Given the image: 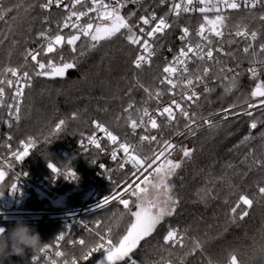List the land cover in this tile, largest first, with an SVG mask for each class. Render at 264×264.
Listing matches in <instances>:
<instances>
[{
	"label": "trees",
	"instance_id": "16d2710c",
	"mask_svg": "<svg viewBox=\"0 0 264 264\" xmlns=\"http://www.w3.org/2000/svg\"><path fill=\"white\" fill-rule=\"evenodd\" d=\"M45 3L47 0L0 1L3 15L0 19V81H3L0 88L6 95L11 92L12 86L9 87L7 81H13L16 76L6 72L8 68H16L18 73L27 72L30 77L27 84L31 85L24 90L19 120L15 119L14 107L9 116L8 105H14L15 101H10L6 95L0 97V171L5 173L0 180V192L7 194L15 176L22 175L23 185L29 186L24 189L21 207L51 211L83 205L85 191L95 184L102 185L104 194H109L131 180L135 169L130 163L125 169L117 167V163L111 161L107 141L101 145L104 151L95 147L82 153L80 141L94 132V122L104 125L120 140L137 142L135 152L141 157L153 158L164 147L165 140L173 141L178 146L170 157L178 155L182 161L171 183V194L179 201L178 206L173 215L166 217L150 236L139 242L130 254L132 259L137 264H209V261L229 264L230 256L235 254L241 264H264L260 253L264 247V195L259 192V188L264 187V165L255 163L264 161V107L251 112V116L239 108L228 119L211 118L215 122L211 125L199 122L224 109L252 101V90L264 80V66L257 69L256 78L243 71L229 83L213 85L196 103L184 108L190 115L194 114L192 120L199 122L195 126L189 128L192 120L185 119L178 110L173 112L175 120L170 122L167 114L159 116L157 129L144 127L136 136L130 119L138 122L145 108L156 107L170 98L169 87L161 83L167 63L165 47L189 22L199 26L203 17L172 18V29L168 37L162 39L152 65L137 68L134 61L140 47L128 41L126 29L95 49L89 48L91 41L82 35L76 43V52L65 42L63 46L55 45L53 53H46L47 45L42 43L41 33L51 36L61 33L67 38L77 31L62 29L69 10L47 12L40 7ZM261 16H264V7L230 13L224 44L234 60L250 44V36L235 35L244 27L249 33H257L247 59L264 60V53L260 51V45L264 44ZM126 17L129 16L126 14ZM129 22L135 29L134 23ZM29 52L39 53L40 62L51 60L56 65H60L63 58V62H73L76 69L65 79L38 76V65ZM80 52L85 55L81 56ZM226 88L231 90L226 91ZM61 120L65 123L62 130L56 132ZM253 122L257 123L255 129L250 127ZM183 131L190 135L184 141L183 135L178 136ZM142 135H154L157 140L141 142ZM32 139L30 152L19 163L13 153ZM185 147L192 150L190 158L183 157L181 149ZM49 163L61 170L67 165L78 179L54 174ZM108 174L111 178L105 181ZM241 195L248 196L253 204L248 208L241 203L233 222L231 209ZM123 198L131 197L126 194ZM130 207L133 211V204ZM3 210L0 197V213ZM245 210L248 215L240 220L239 215ZM133 220L128 210L116 201L84 216L74 237L68 235L67 222L45 220L28 224L39 232L44 245L55 244L61 235L65 237L61 246L65 255L60 264L65 261L71 264L74 258L78 264H108L105 249L109 241L118 245ZM0 225L6 232L10 230L8 223ZM170 229L178 231L177 239L182 238L183 246L165 243L164 237ZM80 239L85 240V246L72 243ZM3 240L4 235H0V242ZM196 242L201 248L196 249ZM97 244L103 247L84 260L83 255ZM34 257L35 252L31 250L19 256L11 255L6 248L0 251V264H39L34 262ZM118 264H130V261L125 258Z\"/></svg>",
	"mask_w": 264,
	"mask_h": 264
},
{
	"label": "snow or ice",
	"instance_id": "6c2138e0",
	"mask_svg": "<svg viewBox=\"0 0 264 264\" xmlns=\"http://www.w3.org/2000/svg\"><path fill=\"white\" fill-rule=\"evenodd\" d=\"M127 2L136 3L138 0H125V3H121L120 0H115V3L110 7L109 4L103 3V0H92L93 7H90L87 9V11H71L66 18L63 27L68 28L69 24L68 21H70L73 17H75L76 21H79L82 17L86 16L88 12H97V17L101 23H94L89 22L84 25H79L77 23H73L71 27L73 29H76V34L70 35L67 38L65 36L57 34L56 36L49 39V43L46 48V53H53L55 51V45L63 46L65 42L67 45L72 46V51L76 52V43L81 39V36L88 37L91 43L89 44L90 49H95L101 41H106L111 38H113L117 33H119L122 29H126L129 33L127 36L128 41L133 44L137 45L142 49L141 54H139L134 64L137 68H140L144 62L150 63V57L153 54L152 51V45L150 44V39L153 38L157 33H163L165 29L170 28L171 25L167 22L165 17H159L152 16L151 20L155 22V26L151 28L150 31L146 33L147 39L144 38L145 29L141 27L139 29V32L141 35H137L133 31V26L130 24V17H125L124 15H121V9L126 6ZM163 2V0H161ZM195 0H182L181 3H175L173 4L172 9L170 11L176 15L179 16L180 12H189V11H196L198 10L200 13H209V12H215L217 13L215 15L214 19H209L207 15H205V24H202L199 28L198 35L203 40H207L208 44H211L212 41L204 36V33L206 31V25H208V31L212 34H214L218 38H222L224 33L222 31V28L224 26L225 17L221 14L220 5L223 4L225 10L231 9V10H238L241 8V3L239 0H215V3L212 2V0H198L199 4L202 5L199 7V9L193 8ZM53 3V0H47V3L41 4L40 7L44 9H48ZM62 3V0H56V6L60 7ZM82 4V0H73V3L71 7L75 9L76 5ZM257 5L264 6V0H244V6L250 7V8H256ZM65 10H67L68 5H64ZM102 9V11L100 10ZM130 15H135V13H131ZM3 18V15L0 14V19ZM262 20H264V16L260 17ZM142 23L144 25H149L150 20L147 17H141L140 18ZM239 28V26H238ZM184 36L181 37V39H184L189 35V30L187 28L182 29ZM45 34L41 33V36L43 37ZM236 36H243V37H249L252 41H255L257 39V33L255 31L249 33L247 31V28L244 27L243 29L237 30L235 32ZM232 41H229L231 43ZM251 45L248 47H245L243 51L245 53L249 52ZM215 51L220 52L223 51L221 48L215 49ZM260 51L261 53H264V44L260 45ZM148 53V57H146L143 53ZM189 53L194 54L197 59L204 60L205 56L208 60H213V49L211 47L208 48L207 52L204 53L202 51V46L200 44H196L195 46L189 44L187 46V50L184 48H181L179 51V54L174 60L176 62H179L181 64H184V62L189 58ZM29 56H31L32 61L36 62L39 68V71L36 73L38 76H63L66 70L75 67L74 63H68L63 62V58H61L62 62L60 65L54 64L51 60L47 62H40L37 57L39 56V53H28ZM80 55H85L84 52H80ZM256 53L253 52V56H255ZM219 63V61H216ZM259 63L264 64V60L259 61ZM223 70V69H222ZM6 72H10L13 76H17L18 70L16 68H8L5 70ZM164 73L167 74H175L177 69L172 66V64H169L163 69ZM184 72H187V66L185 64V67L183 69ZM210 69L208 67L203 68V75H197L196 81H201L205 76L208 75ZM228 71H233V69H228ZM248 71L252 74L253 78H256L258 75V71L256 68L252 67L249 68ZM238 75V74H237ZM236 77L233 76L232 79L234 80ZM23 79H30L29 74L25 72L23 74ZM167 83L171 85V88H175L177 85L173 82L172 79L169 78V76H165L164 80L161 81V83ZM0 83H3V81H0ZM9 87L12 86L13 81L9 80L7 81ZM194 81L192 79H188L186 81V85H192ZM17 87L15 89V92L13 94V99L15 101V104L8 105L9 107V116H12L11 109L15 108V119L19 120L20 116V104L23 102V95H24V87H30V84L20 85L19 81H17ZM226 91H230L231 89L226 88ZM4 89L0 88V97H3L4 95ZM147 92L148 89H145ZM205 92L211 91V89L205 87ZM151 95V93H149ZM157 97H159L160 93H156ZM193 97H196L197 99L198 94L193 91L190 95H186L185 99L192 100ZM251 97L257 101V103H248V108H256V107H264V80L259 81L255 88L251 92ZM172 105L175 106L177 110L180 111L181 115L187 119L192 120V116L194 114H191L184 110L179 102L176 100L172 101ZM0 106H2V100H0ZM131 107V105H129ZM127 111V110H126ZM225 111H230L229 109H225ZM157 114L159 116H164L167 114L168 120L171 122L175 120V116L173 114V110L171 106H165L162 110L158 109ZM245 115L251 116L252 113L250 111H246L244 113ZM144 116H149L148 109H144ZM194 123L195 121L192 120ZM64 121L61 120L55 128L56 132H59L62 130V126L64 125ZM143 119L138 123L134 119H130V126L135 131L138 127H141L143 125ZM150 126L152 129H157L159 127L157 120L155 117L150 118L149 120ZM206 123H209L206 121ZM95 128L98 129L100 132L104 133L107 139L113 144L116 145L118 143V137L114 135L111 131H109L104 125L100 124L99 122H94ZM11 127V125H9ZM188 125H186L187 127ZM250 127L252 129H255L257 127V123L253 122ZM264 135V134H262ZM11 139V137H9ZM245 139H248L246 137ZM156 136H148V135H142L140 136V141H156ZM34 143V141H29L28 143L24 144V150L19 153H13L15 159L22 160L25 156L28 155V149L29 144ZM88 143L91 145H94L97 149L100 151H104L103 147L101 146L100 141L95 136L88 137ZM164 148L158 153L155 154V158L151 157H141L139 154H137L134 151V148L132 145H129L128 143H119V147L115 148L111 152V158L112 160L117 159V153L122 150L124 154V160L120 164V167L123 169L125 167V164L130 163L133 169L135 171L132 173L133 178L138 179V174H140L142 171H147V169L153 168V165L156 164L158 160H160L161 157H165V153L168 152V155H171V150L175 148V145L172 144L170 141L165 140L163 142ZM184 158H190L192 154V150L188 148H182ZM255 163H260L261 165H264V161H255ZM182 165V161H175L173 159L165 157L162 163L159 164V166L155 167L153 169V174L157 177L155 181H153L150 176H144L143 180L140 183L130 182L126 183L123 191L120 189H117V192L114 193L110 198H106L104 200V204L109 203V199L115 201L119 200V203L123 205L124 209L128 210L130 215L134 218L133 222L130 224L129 228L127 229V234L122 237V239L119 241L118 245H112L109 241V247L105 249L106 251V260L108 264H118L120 261H125V258H127L130 261V264H137L135 259H132L131 253L133 250L138 246L139 242L142 241L145 237L150 236L157 228V226L166 218L171 215H173L176 211V207L178 206L179 201L172 196V188L173 185L170 183V177L174 176L176 173V170L179 169ZM49 167L51 168L52 172L56 175H63L66 179L76 180L78 179L76 173L72 170V168L65 166L64 170H61V168H57L54 164L49 163ZM103 167V165H101ZM5 173L3 171H0V180L4 178ZM143 185V186H142ZM148 186H150L152 189L156 190V196L152 199L148 198ZM13 190H16V185L13 184L12 186ZM259 192L261 195H264V187L259 188ZM125 194H128L130 197H135V200L131 199H125L123 196ZM162 197V198H161ZM135 205L136 210L132 211L130 205ZM241 203L248 208H251L253 201L248 198L246 195H241L239 197V201L236 204L235 207L231 209L232 213V219L233 222L236 220V213L237 209L240 207ZM102 206V205H101ZM248 215V212L245 210L239 215V219L243 220L245 216ZM110 231V230H109ZM0 235H6V231L3 228H0ZM99 236V233H97ZM178 237V231L176 229H170L167 232V235L164 237V241L166 244H177L179 243L181 246L182 244V238L177 239ZM60 240H64L65 237L61 235L59 237ZM100 239H103V237H100ZM73 244H79L81 246H85L86 242L83 239H80L79 241H73ZM103 245L97 244L95 247L90 248L88 252H86L83 255V259L87 260L94 252L101 249ZM196 249L201 248V245L199 242H196ZM48 246L43 245V247L39 250L41 253H47ZM261 253V259L264 261V247L260 249ZM65 254L61 251H57L55 253V256L57 257H63ZM53 264H56L55 261H53ZM65 264H67V261H65ZM71 264H78L77 260L74 258L71 261ZM209 264H211V261H209ZM229 264H241L240 261H238V258L235 254H232L229 259Z\"/></svg>",
	"mask_w": 264,
	"mask_h": 264
},
{
	"label": "built area",
	"instance_id": "2783aa9c",
	"mask_svg": "<svg viewBox=\"0 0 264 264\" xmlns=\"http://www.w3.org/2000/svg\"><path fill=\"white\" fill-rule=\"evenodd\" d=\"M120 2L125 3V0H120ZM181 2H182V0H163V2H161V0H138V2H136V3L127 2L126 6L120 10L121 15H124L126 17V14H127V16L130 17V20L134 23V26H136L135 29H136L138 35H141V33L139 32V29L141 27H143L145 29V33L143 35H144V38H146V39H147L146 33L148 31H150L152 27L155 26V22L151 20V17L153 15L156 16L157 18L165 17L167 22L171 25V27L165 29L162 34L157 33L153 38L150 39L149 42L152 45L153 54L150 57V63L146 61L142 64L141 67H146V66L152 65L153 60L156 57L157 51L162 45V39L167 38L171 29H172V18H179V17L192 18L195 16H202L203 17V21L199 26H195L194 23L189 22V26L183 27V28H187L189 30V35L187 37H185L184 39H181V37L184 36V33L181 30L176 35V37L173 38V40H171L168 43V45L165 47L166 60H167L166 66H168L169 64H172V66H174L177 69V71L175 74H167V73H164V71H163V80H164L165 76H169V78L172 79L173 82L177 86L173 89V88H171V85L167 84L166 82L163 83L165 86L169 87V93L168 94H169L170 98L168 100L162 102L161 104L157 105L156 107L148 108L149 116H144V111H143L138 123L141 121V119H143L144 123L141 127H138L135 131H133L136 136H137V133L149 123L150 118L155 117L157 119L159 117V115L157 114L158 109L162 110L163 107H165V106H171L173 112L178 111L175 108V106L172 105L173 100H176L177 102H179L183 109L188 108L191 105H193L194 103H196V101L204 93H207L204 91L205 87L211 89L212 86L215 84L222 85V84L229 83V82L233 81V79H232L233 76H235L237 78L243 71H248L249 68L254 67V68L258 69L260 66H264V64L259 63V61H261V60H259L257 58L256 59L253 58L252 60H248L247 56H246V54H248V53H245V52L242 53L238 58H236V60H234L230 56V54H228L226 45L224 44V39L226 37L225 25L228 22V19L230 18V13L234 10H231V9L225 10L224 5L223 4L220 5L221 12L219 14H221L225 17L224 26L222 28L224 35L222 38L216 37L214 34L210 33L207 30L209 26L206 25V31L204 33V36L208 37L212 41L211 44H208V41L201 39V37L197 33L199 31L200 26L202 24H205V19H204L205 15H207L209 19H214L215 15L217 13H215V12L200 13L198 10L189 11V12L181 11L180 15L176 16L170 11V9H172L173 4L181 3ZM212 2L215 3V0H212ZM239 2L241 3L242 6L238 10L253 9L250 7H245L244 6V0H239ZM72 3H73V0H62L61 6L57 7L56 6V0H53L52 5L48 9H44V8L43 9L47 12H52L56 9L65 10L64 5H68L67 10H69L70 12L73 10L80 12V11H87L88 8L93 7L92 0H82V4L76 5L75 9H73L71 7ZM103 3H107L111 7L115 3V0H103ZM201 6L202 5L199 4L198 0H195L192 7L195 9H199V7H201ZM263 7L264 6H262V5H257L256 8H263ZM100 10L102 11V9H100ZM131 13H135V15H130ZM96 17H97V12H88L87 15L82 17L79 21H76L75 17H73L70 20V22H68V24H69L68 28L73 29L71 27V25L73 23H77L81 26L86 24V23H89V22L98 23L99 20L96 19ZM141 17L149 18L150 24L144 25L140 19ZM62 29H66V28L62 27ZM56 35H54V36H56ZM54 36H51L50 34H45L43 37H41V41L43 44L48 45L49 39L54 37ZM189 44H191L193 46H195L196 44H200L202 46V51L204 53H206L208 48L211 47L213 49V57H214L213 60H208L206 56H205L204 60H199V59H197V57L194 54L189 53V58L184 62V64L176 62L174 60V58H176L178 56L180 49L184 48L185 50H187V46ZM249 45H251V47L249 49V52H250L252 49V46H254V41H252L251 38H250V44ZM249 45H247L246 47H248ZM217 48H221V49H223V51H220V52L215 51V49H217ZM141 52H142V49L139 48L137 56L139 54H141ZM143 54L146 57H148V53L145 52ZM216 61H219V63H217ZM185 64H186L187 69H188L187 72L183 71ZM204 67H208L210 69V71H209L207 76H205L201 81L197 82L196 76L197 75H201V76L203 75V68ZM229 68L233 69V71H231V72L228 71ZM23 74H24V72H19L17 74V76L13 80L11 92L8 95H6L4 93L2 98H5V95H6V96H8L10 101H14L13 94L15 92L16 87L18 86L17 81H19L20 85L27 84V79H23ZM188 79H192L194 81V83L192 85H186V81ZM25 88L26 87H24V90H25ZM193 91H195L198 94L199 98L197 99L196 97H193L192 100L185 99V96L190 95ZM248 103H257V101L253 99L252 101H249V102H247L241 106L227 108L230 111H225V109H224L220 112H217L213 115H210L209 117L202 119L199 122L208 121V122H210V124L209 123H207V124L211 125V124L215 123L214 121H211V118L221 117L223 120L228 119L232 116L233 111H235L239 108L244 109L243 111H241L242 113H245L246 111L253 112L256 109L260 108V107H256V108L249 109ZM199 122L193 123L192 126H190L189 128L195 126ZM181 135H183L182 141L186 140L190 136V135H185L184 131L181 132L178 136H181ZM90 136H95L100 141L101 145H102L103 141H107V144L109 147L110 158H111V152L115 148L119 147V143H128L129 145H132L134 148V151H135V148L137 146V142L130 143V142H127L126 140H120L119 138H118V143L116 145H113L107 139V137L105 136L104 133H102L98 129L94 128V132L92 134L86 135L80 141V148H81L82 153H86L88 150L95 148L94 145H91L88 143V137H90ZM31 141H34V140L32 139ZM170 142L175 145V148L171 150V154H172L178 145L173 143V141H170ZM26 143H28V142L22 143L19 146L18 150L15 151V153L22 152L24 150V144H26ZM32 145H33V143L29 144L28 153L30 152ZM165 156H169L168 152L165 153ZM13 158L15 159L14 155H13ZM154 158H155V156H154ZM161 159H162V157H161ZM15 160H17V159H15ZM123 160H124V154H123L122 150H120L117 153V159L115 161L112 160V158H111V161L117 163V167H119V168H121L120 164L123 162ZM17 161L19 163H21L20 160H17ZM126 166H127V164H125V167L123 169H125ZM139 175L140 174H138V177H139ZM110 178H111V174H108L105 177V181H109ZM135 179L136 178H132L131 180L125 182L121 187H119L117 189H120L121 191H123L126 183L133 182V181H135ZM14 184L17 186L16 190H13L11 187L9 192L7 193V196L2 198L4 210L0 213V223L1 222L8 223L9 229L12 228V224H15L17 219H19V218H23L27 223H37L39 221H45V220L46 221H63V222H67L66 228L68 230V235L72 234L74 237V236H76L75 232H77V230H78L77 227L80 228L82 226L80 224V222L84 216L91 214L95 211L101 210V209L113 204L114 202L119 201V200L113 201V200L109 199V203L104 204V200L106 198H110L114 193H116L117 189L114 190L113 192L109 193V194H104V189H103L102 185L95 184L85 191V193H84V204L79 206V207L69 208V209H58V210H51V211L25 210L21 207V204L24 200V189L26 187H28L29 184L23 185L22 175L15 176ZM62 243H63V240L59 239L55 244L47 245L48 246L47 253H41L40 251L35 252L34 262H37L39 264H53V261H55L56 264H60V259H62L63 257H57V256H55V253L57 251L62 252V248H61Z\"/></svg>",
	"mask_w": 264,
	"mask_h": 264
},
{
	"label": "clouds",
	"instance_id": "9594fccd",
	"mask_svg": "<svg viewBox=\"0 0 264 264\" xmlns=\"http://www.w3.org/2000/svg\"><path fill=\"white\" fill-rule=\"evenodd\" d=\"M43 245L39 232L23 218H19L4 235V240L0 242V251L7 248L11 255L24 256L26 250L38 252Z\"/></svg>",
	"mask_w": 264,
	"mask_h": 264
},
{
	"label": "rangeland",
	"instance_id": "374dc122",
	"mask_svg": "<svg viewBox=\"0 0 264 264\" xmlns=\"http://www.w3.org/2000/svg\"><path fill=\"white\" fill-rule=\"evenodd\" d=\"M98 23H101V21H99ZM135 30V32H136V34H137V31H136V29H134L133 28V31ZM60 35H63V34H61L60 33ZM138 35V34H137ZM64 36V35H63ZM66 38V37H65ZM55 47V46H54ZM145 128L146 129H149V130H151L152 128H151V126H150V123H148L146 126H145ZM165 157H167V158H170V159H173V160H175V161H180L178 158V155H175V156H173V157H170V156H165ZM165 157H162V159L160 158V160H158L157 162H156V164L155 165H153V168H150V169H147V171H142L141 173H140V175H139V177H138V179H135V183H140L142 180H143V178H144V176H149L150 174H151V176H150V178L153 180V181H155L156 179H157V177L153 174V169L155 168V167H157V166H159V164L160 163H162L163 162V160L165 159ZM153 159H154V157H153ZM173 177L174 176H172V177H170V183H172V179H173ZM143 186V185H142ZM148 193H147V195H148V198L149 199H152V198H154L155 196H156V190L155 189H152L150 186H148ZM7 196V194H2L1 192H0V197L1 198H4V197H6ZM125 196V195H124ZM123 196V197H124ZM162 198V197H161ZM131 200H135V197H131L130 198ZM136 210V208H135V205H134V203H133V211H135ZM0 228H3L4 229V226H2V225H0Z\"/></svg>",
	"mask_w": 264,
	"mask_h": 264
},
{
	"label": "water",
	"instance_id": "95a60500",
	"mask_svg": "<svg viewBox=\"0 0 264 264\" xmlns=\"http://www.w3.org/2000/svg\"><path fill=\"white\" fill-rule=\"evenodd\" d=\"M123 30H124V29H122L119 33H117L113 38H115L116 36H118ZM111 39H112V38H111ZM109 40H110V39H109ZM106 41H108V40H106ZM106 41H101L99 44H101V43H103V42H106ZM71 63H73V62H71ZM75 69H76V65H75V67L66 70V72L64 73L63 76H55V75L47 76V75H45V76H43V77H44V78H47V79H50V80L65 79V78L69 75V73L72 72V71L75 70ZM22 160H23V159H22Z\"/></svg>",
	"mask_w": 264,
	"mask_h": 264
}]
</instances>
